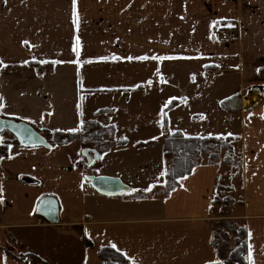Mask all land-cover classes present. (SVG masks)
Segmentation results:
<instances>
[{
	"label": "crops",
	"instance_id": "0c3cea01",
	"mask_svg": "<svg viewBox=\"0 0 264 264\" xmlns=\"http://www.w3.org/2000/svg\"><path fill=\"white\" fill-rule=\"evenodd\" d=\"M76 13L74 24L72 0H0V118L43 136L97 119L126 145L97 163L76 142L49 150L9 142L0 155V264H103L101 248L130 264H207L218 261L220 217L245 229L246 264L249 245L252 264H264V0H76ZM224 25L236 28L229 44L215 40ZM166 85L154 109L175 103L168 133L238 138L241 186L228 181L239 203L227 215L213 202L227 166L202 163L166 196L162 147H136L120 130L143 114L144 90ZM11 137L0 132V144ZM90 175L118 178L129 192L101 196ZM44 198L56 201V224L36 213Z\"/></svg>",
	"mask_w": 264,
	"mask_h": 264
},
{
	"label": "trees",
	"instance_id": "16d2710c",
	"mask_svg": "<svg viewBox=\"0 0 264 264\" xmlns=\"http://www.w3.org/2000/svg\"><path fill=\"white\" fill-rule=\"evenodd\" d=\"M175 103H171L164 110L162 130L164 132L161 147L163 156L167 162L164 179V192L169 195L175 188L178 187V182L181 178L187 176L192 172L194 168L202 164L201 155L207 154L211 150L222 148L226 150L230 155L233 152V144L238 142L237 137H206V138H189L183 136L181 133H168L167 132V118L165 112L174 106ZM105 112L98 113V117L104 118ZM108 133L111 143L104 141L103 137ZM12 136V135H11ZM43 136V135H42ZM45 140L51 147L56 145H66L72 142L79 143L82 149L88 148L86 144H90L92 149L96 150L100 155L109 151L113 147H119L126 145V141L115 142V130L113 127H104L97 119L81 125L80 129L76 132H44ZM9 142L18 144L16 139L12 136L11 140H2L0 144V155L7 154V147ZM154 142L138 143L136 147H150ZM89 149V148H88ZM213 158V153L210 155ZM231 158L225 157L224 163L226 165L231 164ZM217 159L210 163L212 165L217 164ZM216 162V163H215ZM239 169L241 173V160H239ZM217 189V188H216ZM135 197H142L136 195ZM217 201V200H216ZM233 205V204H232ZM223 229V231H222ZM223 233H230L236 236L234 239L233 249L226 248L222 253V248L218 244L225 240ZM238 237L242 238V243H238ZM85 245L89 246L90 243L85 240ZM212 246L216 250L217 259L219 264H246V242H245V229L242 226H238L234 220H223L213 224L212 228ZM99 259L103 264H130L129 261L119 252L111 248H101L97 253Z\"/></svg>",
	"mask_w": 264,
	"mask_h": 264
},
{
	"label": "rangeland",
	"instance_id": "374dc122",
	"mask_svg": "<svg viewBox=\"0 0 264 264\" xmlns=\"http://www.w3.org/2000/svg\"><path fill=\"white\" fill-rule=\"evenodd\" d=\"M158 91L161 93V95L167 94L168 93L167 85L159 88L158 90L156 88L144 90L143 91V94H144L143 114L140 113L139 116L131 118L127 122L126 126L121 128L120 130L122 133L129 132L131 134V137L134 139H139L140 141L138 143L154 142L152 146L153 147L157 146L159 148V146H161V139L163 137L161 134L162 133L161 130H162L164 110H162L161 114L158 115L154 109V101L156 99V94L158 93ZM133 106L130 105V107H133ZM167 114H168V111L165 112L166 118H167ZM157 125H160V132H159V128ZM167 128H168V118H167ZM105 137L109 139L107 132H106V136H104L103 139ZM86 145L88 146L90 150L92 149V146L90 144H86ZM212 153H213V158H210V155ZM228 156L232 159L231 160L232 165H226V163H224V158ZM216 159H217L216 161L217 164L223 163L225 166H227L230 169V171H228V173L230 172V176L225 175V177L222 178L223 181L221 180L220 183H218L216 194L213 199L214 204L218 207V210L220 212L219 215L220 214L222 215V213L227 215L230 208L236 203H239L231 195V193L234 191V187L232 184H230L228 180H230L231 178H236L238 181L237 185L239 187L241 186V179H240L241 173L239 169V158L234 153V144H233L232 155H230L226 150L222 148H218V149L214 148V150H211L209 153L201 155V161H202L201 163L210 164V163H213L212 161ZM101 161H102V158H99L95 162L98 163ZM223 220H232V219H225L223 217H220L214 223L221 222ZM223 234H224L225 240H222L218 244V246H221L224 243V247L222 248V253L223 255H225L226 252H224V250L226 248L233 249L234 239H236V236L230 233H227V234L223 233ZM238 243L240 244L242 243L241 237H238Z\"/></svg>",
	"mask_w": 264,
	"mask_h": 264
},
{
	"label": "water",
	"instance_id": "95a60500",
	"mask_svg": "<svg viewBox=\"0 0 264 264\" xmlns=\"http://www.w3.org/2000/svg\"><path fill=\"white\" fill-rule=\"evenodd\" d=\"M2 131L11 134L20 147H43L46 150L51 148L45 138L26 123L0 118V132ZM81 154L87 162L100 158V154L94 149H82ZM86 179L91 189L101 196L116 197L129 192V187L118 178L90 175ZM57 211L56 201L52 198L42 199L36 209V213L51 224L58 222Z\"/></svg>",
	"mask_w": 264,
	"mask_h": 264
},
{
	"label": "snow or ice",
	"instance_id": "6c2138e0",
	"mask_svg": "<svg viewBox=\"0 0 264 264\" xmlns=\"http://www.w3.org/2000/svg\"><path fill=\"white\" fill-rule=\"evenodd\" d=\"M72 15H73V23L75 24V23H77V20H78L77 13H76V0H72ZM213 23L215 24L216 22L213 21ZM24 43H27V41H25ZM78 48H79V42L77 41V45L74 46V51H77V53H78ZM101 59H107V57H101ZM128 59H132V57H128ZM136 59H146V57H136ZM154 59H164V57H154ZM25 63H27V61H25ZM3 66H4L3 62L0 61V67H3ZM2 106H3L2 103H0V107H2ZM165 107H167V104H165ZM70 131H77V129H70ZM160 175L161 176L165 175V172L162 171L160 173ZM112 247L115 248L116 245L113 244ZM248 260H249V264H252V259H251V245H249ZM207 264H219V261H209V262H207Z\"/></svg>",
	"mask_w": 264,
	"mask_h": 264
},
{
	"label": "built area",
	"instance_id": "2783aa9c",
	"mask_svg": "<svg viewBox=\"0 0 264 264\" xmlns=\"http://www.w3.org/2000/svg\"><path fill=\"white\" fill-rule=\"evenodd\" d=\"M236 28L234 25H224L217 28L215 32V40L224 44H229L234 40ZM213 75L210 74V77Z\"/></svg>",
	"mask_w": 264,
	"mask_h": 264
}]
</instances>
